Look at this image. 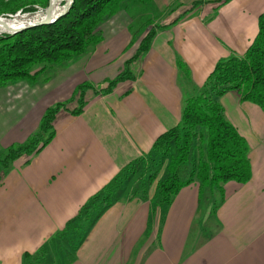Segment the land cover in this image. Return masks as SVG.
Segmentation results:
<instances>
[{"label": "crops", "instance_id": "crops-1", "mask_svg": "<svg viewBox=\"0 0 264 264\" xmlns=\"http://www.w3.org/2000/svg\"><path fill=\"white\" fill-rule=\"evenodd\" d=\"M173 1L156 0L160 7ZM194 1L212 5L159 30L135 80L109 94H91L80 115L62 111L54 139L5 172L0 264H28L96 193L181 122L185 100L220 60L245 54L258 34L264 0L221 5L185 0ZM124 19L113 43H107L109 54L100 51L102 56L70 67L48 86L26 81L0 88V155L27 141L45 111L71 97L78 84L108 78V64L130 40ZM179 60L189 67V80ZM220 102L250 146V181L229 182L214 213L201 207L197 184L184 186L166 207L160 227L148 200L121 199L95 218L68 264H264V110L236 92H227Z\"/></svg>", "mask_w": 264, "mask_h": 264}, {"label": "trees", "instance_id": "trees-1", "mask_svg": "<svg viewBox=\"0 0 264 264\" xmlns=\"http://www.w3.org/2000/svg\"><path fill=\"white\" fill-rule=\"evenodd\" d=\"M124 1L74 0L69 12L53 24L37 26L14 35H1L0 88L11 82L34 77L31 76L30 70L36 63H59L84 52L94 41L92 33L98 23L105 16L116 13ZM228 1L230 0H215L213 3L221 5ZM48 2L49 0H0V15L20 9L36 11L37 6H46ZM156 34V30L152 28L142 41L138 54L128 62L126 70L109 81L99 93L109 94L120 83L137 78L131 64L144 57L150 50ZM178 65L189 80L191 73L187 64L179 60ZM88 87V83L81 84L77 88L78 96L71 99L74 101L79 98L77 108L70 111L67 102H59L49 107L41 119L39 128L27 141L11 146L0 155V164L6 168L5 172L18 159L24 156L30 158L40 153L54 139V122L62 111H69L73 115L84 112L88 104ZM227 92H236L242 101L255 103L264 110V13L259 19L258 34L245 54L220 60L203 86L185 100L181 122L161 134L155 141L150 151L151 162H157V158L161 157V163L163 158L170 157L167 178L159 187V193L167 206L184 186L193 182L199 183L202 200L204 191L210 189L220 192L223 202L226 197L225 186L229 182L245 184L250 181V146L237 127L227 119L220 102V98ZM198 138L202 140L205 148L190 173V178L181 180V166L189 162ZM142 160L137 159L136 162ZM5 172L0 174V184ZM122 174L123 171L103 190L96 193L82 207L77 218L83 217L86 208H96L98 217L117 202L119 198L113 195L120 185ZM72 222L73 220L70 221Z\"/></svg>", "mask_w": 264, "mask_h": 264}, {"label": "rangeland", "instance_id": "rangeland-1", "mask_svg": "<svg viewBox=\"0 0 264 264\" xmlns=\"http://www.w3.org/2000/svg\"><path fill=\"white\" fill-rule=\"evenodd\" d=\"M2 1L9 2L11 0ZM64 5H66V3ZM210 5L212 4L205 1L187 3L185 0H174L171 4L160 7L156 0H125L122 2L120 9L116 13L110 16H105L103 20L98 23L92 33L94 41L86 47L84 52L59 63H36L30 70L31 76L34 77L31 79L11 82L7 85L27 81L31 82L33 85L48 86L51 85L60 74L67 72L70 67H73L76 64L84 65L86 62H90L97 53L98 57L102 56V53L109 54L111 51L110 48H107V43H113L120 26H122L121 21L125 18L124 21L127 20V32L130 36V40L123 48L122 53L108 64L107 69L110 70L108 78L101 83L95 82L94 79H92V81L89 79L77 86L78 88L81 84H90V87L86 89V99L89 100L91 94H101L99 92L108 85L109 81L114 80L119 74L126 70L128 62L138 54L142 41L152 28L158 32L161 29L172 26L178 21L195 13L197 10L202 11L206 8H210ZM48 6L49 2L46 6H37L36 11H24L23 9H20L17 12L2 14L0 17L14 18V16L20 14L22 17L27 18L26 21H30L32 17L34 18V16H37L40 12H43L44 17L45 9ZM121 16H123V18L120 21ZM3 34H0V36ZM100 51H102V53H100ZM141 59L142 58H139L131 64V69L136 75L138 74L139 69L137 68ZM121 62L122 65L119 69L117 66H119ZM199 88L200 87H197V89ZM76 93L77 89L71 97L60 101L67 102V108H69L70 111L78 107L79 98L77 97L74 101L71 100L74 96H78ZM194 145L189 162L181 166L182 169L180 170L179 177L181 180L190 178V173L199 161L202 150L205 148L200 138L195 141ZM141 158L143 159L142 161L136 162L135 160L122 170L123 174L120 185L113 196L117 197V199L119 198L118 201L121 199L148 200V203L150 204V214L155 217V220L157 221L156 226L160 227L159 221L163 218L166 207L168 206L159 193V187L162 181L167 178L170 157L167 156L166 158H163L161 163V157L157 158V162L156 160L151 162L152 159L149 152L141 156L139 159ZM158 164H161V166L159 167ZM5 169L6 168L0 164V174L5 172ZM193 183L199 186L198 182ZM199 196L201 199V207L204 208L205 211H207L209 207L210 213H214V211L225 201H221L222 197L220 192L210 189L204 191V198L202 200L200 186ZM84 211L81 219L76 217L73 222L64 229V231H61L57 237H54L45 247L39 250L37 254H34V256L29 259L28 264H68L69 260L73 258L79 243L83 240L91 227L92 221L98 215L96 208L91 210L86 208ZM199 214H203V211ZM193 233L196 232L194 231Z\"/></svg>", "mask_w": 264, "mask_h": 264}, {"label": "water", "instance_id": "water-1", "mask_svg": "<svg viewBox=\"0 0 264 264\" xmlns=\"http://www.w3.org/2000/svg\"><path fill=\"white\" fill-rule=\"evenodd\" d=\"M74 0H69L66 2V5L64 6L63 10L58 12L57 8H56V0H50L49 1V6L45 9V15L44 17L36 22H31V21H25L22 23V25L19 26H12L10 24H8V22L5 21L4 17H0V24H2L3 26H5V29L7 30H3L0 29V34L6 33V34H15L30 28H34L37 26H43V25H49V24H53L55 23L58 19H60L61 17L65 16L69 9L71 8L72 4H73ZM21 16L20 14L14 16V17H18Z\"/></svg>", "mask_w": 264, "mask_h": 264}, {"label": "bare ground", "instance_id": "bare-ground-1", "mask_svg": "<svg viewBox=\"0 0 264 264\" xmlns=\"http://www.w3.org/2000/svg\"><path fill=\"white\" fill-rule=\"evenodd\" d=\"M69 0H56V8H57V11L60 12L63 10V5ZM65 6V5H64ZM40 12V11H39ZM37 15V14H36ZM27 16V15H26ZM43 17V12H40L38 13L37 16H34V18L32 17L31 18V22H36V21H39L41 20ZM27 20L26 17H22V16H18V17H14V18H7L5 19L6 22H8V24L12 25V26H19V25H22L23 22H25ZM5 26L6 25H2L0 24V29H3V30H7L5 29ZM7 28V26H6Z\"/></svg>", "mask_w": 264, "mask_h": 264}]
</instances>
